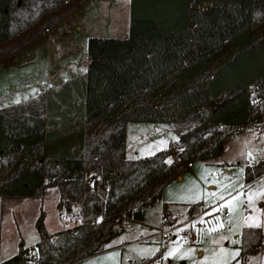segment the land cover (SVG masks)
Here are the masks:
<instances>
[{
	"label": "trees",
	"instance_id": "trees-1",
	"mask_svg": "<svg viewBox=\"0 0 264 264\" xmlns=\"http://www.w3.org/2000/svg\"><path fill=\"white\" fill-rule=\"evenodd\" d=\"M85 1L0 0V57ZM87 54L82 75L0 108V198H40L53 187L58 206L79 220L50 235L42 212L36 261L20 246L0 264H75L104 251L119 216L141 221L188 163L220 156L239 128L264 127V0H130L127 37H93ZM128 122L164 123L177 140L128 158ZM263 174L260 160L244 179ZM202 209L195 203L188 212ZM259 235L243 231L241 264H258Z\"/></svg>",
	"mask_w": 264,
	"mask_h": 264
},
{
	"label": "rangeland",
	"instance_id": "rangeland-1",
	"mask_svg": "<svg viewBox=\"0 0 264 264\" xmlns=\"http://www.w3.org/2000/svg\"><path fill=\"white\" fill-rule=\"evenodd\" d=\"M129 1L88 0L56 27L48 30L39 41L12 56L0 57V108L21 103L36 97L42 90L59 86L61 83L54 81H66L71 78V71H74V77L80 76L85 70L83 65H87L89 60V39L121 38L127 35ZM151 124L128 123V158L152 155L167 149L169 141L177 139L175 132L166 124L160 125L161 129L157 131L151 129ZM236 136V141L227 143L222 156L206 163L199 159L193 162L194 169L203 168L210 179H214L213 173H217L220 197H225L224 205L229 212L226 230L208 236L206 247L188 241L164 242L159 238L116 246L122 244L123 239L138 238L137 234L129 232L125 237H116L103 246L104 249L115 247L75 264H132L148 259L147 264H239V240L234 236L240 235L246 226L259 227L264 231V175L253 186L243 190L242 167L236 161H241L243 165L245 162L264 160V129H245ZM226 159L235 162L231 176L225 173L221 165ZM93 176L87 172L85 179L90 183ZM58 199V191L53 187L46 188L40 198H0V262L16 255L20 246L26 249L27 254L36 252V244L40 239L39 216L42 212L43 227L50 235L78 224L77 212L66 213L58 206ZM148 220L150 223L157 222V214L154 213ZM121 227L122 223L115 225L118 230ZM145 233L151 232H142L143 235ZM199 249L202 255L197 254ZM157 251L159 255L153 258ZM261 264H264V259Z\"/></svg>",
	"mask_w": 264,
	"mask_h": 264
},
{
	"label": "crops",
	"instance_id": "crops-1",
	"mask_svg": "<svg viewBox=\"0 0 264 264\" xmlns=\"http://www.w3.org/2000/svg\"><path fill=\"white\" fill-rule=\"evenodd\" d=\"M128 25H129V23H128ZM127 34H128V32H127ZM125 37H127V35L123 36L121 38H125ZM40 39H38L37 41H39ZM37 41H35V42H37ZM9 56H12V55H9ZM3 57H8V56H3ZM83 66H85V69H86V64H84ZM84 72H85V70H84ZM83 73H81V75ZM74 76H75L74 71L73 72L71 71L70 77L74 78ZM71 78H69L67 80H70ZM63 82H65V81H62V82L54 81V83H63ZM42 91H44V90H42ZM128 123L126 124L125 153L127 150ZM149 123H152V122H149ZM162 124H164V123H152L151 129L154 131H157V130L161 129L160 125H162ZM245 129H249V130L254 129L255 131L256 130L259 131V130H262L264 128L253 127V128H239V129H237L236 132L234 134H232L229 137V139L224 143L223 151L220 154V156H222L224 154L227 143H229L230 141H236V137H237L236 135L244 132ZM176 140L172 139V141H169L168 144H170L171 142H174ZM178 151H179V149H175V150L171 151L167 160L168 161L174 160ZM134 154H137V152H134ZM220 156H218V157H220ZM215 158H217V157H215ZM211 159L205 160L203 162L206 163V162L210 161ZM194 160H192L190 162L191 163L190 166L188 165L189 164L188 163L185 166L184 170L163 189L162 196L159 200H157L153 205L147 206L144 208V217L141 221H135L132 219H127L125 217H121V216H119L117 218L115 225L122 223V227L119 230L117 229L119 231V233L117 234L116 237H119V236L125 237V235L130 232V234L131 233L137 234L138 238L123 239L122 244L116 245V246H122V245H126V244H131L134 242H140L142 240L147 241L148 239H153V238H159L161 241H164V242H175L173 240H162L161 237L157 235V233L159 232L160 229L166 227L169 224L185 222L187 220L197 218L204 211H213L216 208L217 203H221L224 205L225 197L224 198L220 197L221 191H220V189H218L220 184L218 182V179H216L218 177L217 173H213L214 179H210L206 175V173L204 172L203 168L194 169V163H193ZM257 162H255V161L252 163L245 162L242 165L241 161H236V163L238 165H241V167H242L243 179H244L245 167L249 166V165L256 164ZM234 163L235 162L232 159H228V160L226 159V160H223L221 162L222 168H224V171L228 176H231V173H232L231 168H232ZM263 175H261V176H263ZM260 177H258L257 179H255L254 181H252L250 183H247L244 179V184L242 186V189L246 190L249 187L253 186ZM263 193H264V189L262 190V194ZM195 203H200L202 205L203 209L201 211H199L198 213H196L195 215H189L188 209H189L191 204H195ZM154 213L157 214L158 220H157V222L151 221V223H150L149 222L150 220H148V219L152 215H154ZM162 214H165V216H166L165 222L162 220ZM228 215H229V212H228ZM158 225H159V227H157ZM246 228H253V227H248V226L243 227L240 235L234 236L235 239L239 240L238 241L239 242L238 248H239V244H240L241 235ZM143 229H145V230H143ZM253 229L259 230L260 243L264 245V231L259 227L253 228ZM144 231H149L151 233H149V234L145 233V235H143L142 232H144ZM211 236H213V235H211ZM116 237H114V238H116ZM114 238L111 241H113ZM207 238L201 244L203 247H206L208 244ZM111 241L109 243H111ZM191 244H193V243H191ZM201 245H199V246H201ZM113 247H115V246H109V247L105 248V251L110 249V248H113ZM202 253L203 252L201 249H199L197 251L198 255H202ZM239 253H240V248H239ZM239 253L237 255V259L239 261V264H241V258L239 257ZM158 255H159V251H157L155 253L153 258L157 257ZM262 259H264V246L260 247V252L258 254V264H261Z\"/></svg>",
	"mask_w": 264,
	"mask_h": 264
},
{
	"label": "built area",
	"instance_id": "built-area-1",
	"mask_svg": "<svg viewBox=\"0 0 264 264\" xmlns=\"http://www.w3.org/2000/svg\"><path fill=\"white\" fill-rule=\"evenodd\" d=\"M189 166L191 163L188 164ZM228 209L225 205L217 203L213 211H204L197 218L185 222L169 224L157 233L162 240H173L178 242L189 241L201 245L208 236L216 235L226 230ZM162 220L166 221L165 214ZM28 258L36 261L37 252L31 253Z\"/></svg>",
	"mask_w": 264,
	"mask_h": 264
},
{
	"label": "snow or ice",
	"instance_id": "snow-or-ice-1",
	"mask_svg": "<svg viewBox=\"0 0 264 264\" xmlns=\"http://www.w3.org/2000/svg\"><path fill=\"white\" fill-rule=\"evenodd\" d=\"M169 255H171V253H169Z\"/></svg>",
	"mask_w": 264,
	"mask_h": 264
}]
</instances>
